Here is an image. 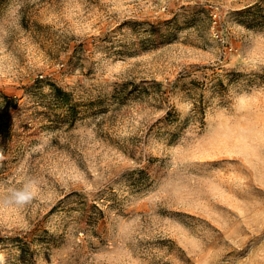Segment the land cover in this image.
<instances>
[{
    "label": "clouds",
    "instance_id": "clouds-1",
    "mask_svg": "<svg viewBox=\"0 0 264 264\" xmlns=\"http://www.w3.org/2000/svg\"><path fill=\"white\" fill-rule=\"evenodd\" d=\"M76 2L83 7V14H77L71 20L66 19L63 13L66 0H9L7 7L0 10V64L6 65L8 61L2 58L10 54L13 72L16 74L13 76L9 72L5 76L0 71V91L13 94L6 92L2 83L12 79L19 85L21 95L18 98L23 101V86L44 77L53 78L77 99L85 91H111L129 81L144 87L143 54L124 58L108 57L97 47L100 38L125 22L144 20L121 18L114 12L109 13L108 7L111 5L108 0ZM128 2L137 8L140 6L139 0ZM164 2L166 0H153L158 5ZM45 3L53 7L59 17L54 23L50 24L38 15L37 6L42 8ZM94 5L103 13L102 17L93 12ZM242 10L245 9H240ZM89 13L96 15L92 29L97 31H93L91 36H81L73 22L78 21L80 25L91 22L93 15ZM172 16L156 22L168 20ZM37 22L47 43L34 31ZM227 23L238 25L244 32L238 42L233 41L240 49V56L233 66L226 68L220 64L219 71L213 69L211 76L198 80L205 85L214 83L215 79H223L225 73L232 70L245 74L252 73L253 70L264 73V62L253 66L246 52V49L252 47L256 33H260L261 39H264V29H248L236 23L232 17ZM122 31L128 34L130 29L125 27ZM206 32L205 24L201 30L202 42L197 44L198 47L208 46ZM248 34H252L251 37ZM28 36L33 38L34 43L41 45L50 59L63 65L59 78L55 74H33L20 46V41ZM79 45H83L84 49L82 67L67 73L65 67L68 59ZM62 51L67 53L65 60L59 58ZM220 59L224 60V56L220 55ZM181 76L194 78L188 70H181L167 88L161 90L153 81L148 86L150 94L131 98L124 105H112L107 128L97 127L98 118L78 121L75 126L79 125L87 130L83 135H77L73 133L75 126L69 127L66 124L62 127L66 136L63 139H51L49 147H41L40 138L50 131L41 132L14 161L0 147V239L10 238L7 231L11 230L4 223L6 212L14 210L11 215L20 218L16 231L28 234L36 223L43 221L47 224L48 220L44 218L47 216L51 220L49 213L57 216L52 213V209L69 194L79 193L88 204H92L101 190L111 188L121 203L118 208L110 207V202L106 203V207L116 218L103 214L97 218L96 224L89 226L76 216L66 220L57 216L56 230L49 231V235L56 237L59 243L45 251L47 264H51L52 256L57 257V264H166L170 257L159 250L167 247L161 243V224L169 221L179 222L192 235L197 236L205 253L218 247V240L209 239L202 234V221L185 214L184 205L190 199H209L203 183L208 177H212L217 183L223 178L222 186L231 188L227 173L232 166L238 165L236 161L219 159L215 155L216 147L226 136L233 139L247 136L252 147L264 159V94L259 97V105L252 99L253 90L264 88V82L227 85L225 80L227 90L223 94L213 95L206 87L189 95L177 86ZM73 77L75 80L71 84L62 82L65 78ZM170 111L178 113L182 121L187 120L186 127L174 143H168L157 135L158 122ZM50 148H58L61 152L60 157L53 158L55 163L45 159ZM205 152L211 154L202 158ZM117 157L126 159L129 166L122 169L112 167ZM9 161L12 164L6 167ZM150 161L153 162L150 173L154 178L153 186L142 193H131L121 179L123 174L143 169ZM102 181L106 183L90 201L88 193ZM133 198L154 203V216H159L160 221L155 222L153 216H146L143 209L137 211L132 208ZM137 216L140 218L137 219ZM253 247L255 245L250 246L247 251L245 248L234 250L226 254L219 264H243ZM177 252L185 264H190L182 252ZM176 264H180V260ZM256 264H264V260H259Z\"/></svg>",
    "mask_w": 264,
    "mask_h": 264
},
{
    "label": "rangeland",
    "instance_id": "rangeland-1",
    "mask_svg": "<svg viewBox=\"0 0 264 264\" xmlns=\"http://www.w3.org/2000/svg\"><path fill=\"white\" fill-rule=\"evenodd\" d=\"M8 3L9 0H0V10L5 9ZM108 3L111 5L108 7L109 13L114 12L121 18L139 19L144 22L128 21L113 32L105 34L98 42V50L108 57L115 58L143 54L144 87L129 81L111 91L103 89L85 91V94L77 99L72 92L66 91L53 78L44 77L23 86L24 99L20 101L18 96L21 93L16 81L4 80L2 83L5 85V91L13 94L0 91V147L12 157L13 161L22 155L23 150L41 132L50 131L40 138V146L49 147L51 139H63L66 136L65 129L62 128L66 124L74 127L78 121L98 118L97 127L107 128L112 105H124L131 98L150 94L151 89L148 86L153 84V81L161 90L167 88L181 70H188L194 77L188 79L186 76H181L177 84L189 95L195 90H203L206 87L215 95L223 94L227 90V85L237 82L242 84L264 82V73L255 70L248 74L232 70L226 72L223 79H215V82L209 85L198 81L211 76L213 69L219 71L220 64L226 68L233 66L240 56V49L233 44V41L238 42L244 36V32L238 25L227 23L230 17L248 29H264V0L259 2L258 0H166L159 5L153 3V0H139V8L131 5L128 0H108ZM37 7L38 15L50 24L59 18L49 4L45 3L42 8ZM240 9L245 10L240 11ZM93 12L103 16L95 5ZM63 13L66 19L71 20L73 16L83 14V7L76 0H66ZM169 15L173 16L168 20L156 22ZM149 20L152 22H147ZM95 22L96 15H93L91 22L83 25L78 21L73 23L79 35L91 36L93 31H97L92 29V24ZM205 24L209 43L207 47H198L197 44L202 42L201 30ZM125 27L130 29L128 34L122 31ZM34 31L47 43L39 22L36 23ZM216 32L220 39L215 36ZM248 35L251 37L252 34ZM20 46L25 52L33 74L42 76L55 74L57 78L60 77L63 65L50 59V55L46 54L40 44L34 43L31 36L23 38ZM68 50L70 51V47ZM53 52H55L54 48ZM246 52L253 66L264 62V39H261L260 33L255 34L252 47L246 49ZM217 53L223 55L224 60H221ZM59 58L67 59V53L60 52ZM2 59L8 61L6 65L0 64L3 75L7 76L11 72L15 76L11 55L6 54ZM83 59H85L83 45H79L69 57L65 71L71 73L82 67ZM90 72L91 70L89 74ZM74 80L75 77L65 78L62 82L71 84ZM27 82L29 81H24ZM262 94L264 88L253 90L252 99L257 105ZM158 123L157 135L168 143H174L186 127L187 120L182 121L178 113L170 111ZM86 130L85 127L76 125L73 133L83 135ZM210 154L205 152L202 158ZM215 155L219 159L236 161L238 165V167L232 166L227 173L231 188L222 186L223 178L217 183L215 179L208 177L203 183L209 199H190L184 205V211L186 215L202 221V234L209 239L218 240L219 246L205 253L197 236L192 235L179 222L169 221L161 224L163 233L161 243L167 247L159 250L170 257V261L166 264H176L177 260H180V264H185L177 250L183 253L190 264H209V262L219 264L226 254L244 249L250 242L255 244L256 241L260 243L255 244L243 264H256L257 261L264 260V239H261L264 237V159L261 158L259 151L252 147L247 136L234 139L226 136L216 147ZM60 156L61 152L58 148H50L45 154V159L53 160L54 157ZM53 162L55 163L54 160ZM152 163L150 161L143 169L123 174L121 179L131 193H142L153 186L154 178L150 174ZM11 164L12 161H9L6 167ZM128 166V161L119 157L112 164V167L117 169ZM105 183L106 181H102L88 193L90 201ZM96 199L92 204H88L79 193L73 192L61 200L52 209V213L65 220L76 216L89 226L96 224L97 218L102 217L103 214L116 218L115 214L106 207V203L109 202L112 208H118L121 203L111 188L101 190L96 195ZM131 207L137 211L143 209L145 215L153 216L155 222L161 219L159 216H154L156 206L151 201L133 198ZM11 211L4 214V223L11 231H7L9 239H0V264H47L45 251L59 243L56 237L49 235V231L56 230L57 216L49 213L51 220L47 216L44 218L48 220L47 224L43 221L36 223L30 233L23 234L16 231L20 218L11 215ZM13 235L15 238H11ZM192 242H195V246ZM51 264H57L56 256L51 257Z\"/></svg>",
    "mask_w": 264,
    "mask_h": 264
},
{
    "label": "snow or ice",
    "instance_id": "snow-or-ice-1",
    "mask_svg": "<svg viewBox=\"0 0 264 264\" xmlns=\"http://www.w3.org/2000/svg\"><path fill=\"white\" fill-rule=\"evenodd\" d=\"M261 239H264V237H262ZM192 243H193V246H195V242H192ZM258 243H260V241L255 242V244H258ZM255 244L253 242H250L249 245L245 247V251H247L250 246H254ZM243 254L244 253L242 252L241 255Z\"/></svg>",
    "mask_w": 264,
    "mask_h": 264
},
{
    "label": "built area",
    "instance_id": "built-area-1",
    "mask_svg": "<svg viewBox=\"0 0 264 264\" xmlns=\"http://www.w3.org/2000/svg\"><path fill=\"white\" fill-rule=\"evenodd\" d=\"M215 36L217 37V39H220V36L217 32L215 33Z\"/></svg>",
    "mask_w": 264,
    "mask_h": 264
}]
</instances>
